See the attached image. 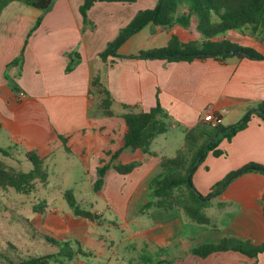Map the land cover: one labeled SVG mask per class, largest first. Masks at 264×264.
Instances as JSON below:
<instances>
[{
    "label": "crops",
    "instance_id": "0c3cea01",
    "mask_svg": "<svg viewBox=\"0 0 264 264\" xmlns=\"http://www.w3.org/2000/svg\"><path fill=\"white\" fill-rule=\"evenodd\" d=\"M157 2H97L87 12L86 25L79 13L83 0H54L46 12L8 4L0 15V142L17 146L24 158L26 152L34 151L48 168L59 155L63 163L73 162L71 170L79 167L86 176L91 194L86 205L100 216L101 225L75 217L70 209L58 212L51 207L56 198L43 199L46 211L34 217L42 223L45 233L41 234L79 244L86 256L68 264H156L162 260L166 261L162 264H264V252L256 258L234 251L199 258L190 252L224 238L264 243V175L260 173L239 176L211 200L205 209L209 225L189 222L177 209L141 212L149 180L159 173L163 158L175 157L183 147L185 130L204 122L207 114L218 116L224 126L236 123L264 102V60L132 58L140 51L167 46L173 36L182 43L201 42L194 15L187 27L148 23L125 40L114 56L102 61L99 53L120 30ZM186 11L180 6L178 13ZM222 38L264 55V42L251 30L229 31L212 40ZM74 52L77 56L71 62ZM96 76L111 96L113 117L99 113L100 95L92 86ZM157 102L168 116L169 129L154 139L152 154L122 150L113 165H139L126 175L109 170L102 189L93 192L101 160L108 161L123 146L121 116L130 110L149 111ZM219 147L224 154H208L192 175V184L202 195L248 163L264 166V121L253 115L244 130ZM76 184L65 190H72L76 201H84L79 195L84 187ZM60 199L62 206L63 195ZM218 203L224 205L218 207ZM129 221L132 228L127 226ZM94 226L97 232L116 228L128 233H90Z\"/></svg>",
    "mask_w": 264,
    "mask_h": 264
},
{
    "label": "trees",
    "instance_id": "16d2710c",
    "mask_svg": "<svg viewBox=\"0 0 264 264\" xmlns=\"http://www.w3.org/2000/svg\"><path fill=\"white\" fill-rule=\"evenodd\" d=\"M137 0H83L79 7V13L83 24H88L87 12L97 2L134 3ZM18 2L23 5L46 12L50 10L54 0H0V15L5 7ZM180 6H185L187 11L179 14ZM197 19V31L202 36L201 42L189 41L182 43L173 36L167 46L148 51H140L132 58L137 59H160L167 61H187L194 59L214 58L224 60L230 57L250 60H264V55L251 47H243L232 43L225 38L217 41L212 39L224 36L229 31H241L249 28L264 42V0H158L155 8L139 11L130 23L122 28L117 38L108 44L106 49L99 53V58L106 61L109 56H114L117 48L131 35L141 30L146 24L154 26L171 27L181 25L187 27L191 16ZM40 20L35 24L36 28ZM229 52H233L230 54ZM77 56L76 52L70 55ZM67 67L70 69L72 63ZM92 86L100 95L99 108L105 117H113L111 110L112 99L109 92L100 84L98 76L92 79ZM258 116L264 121V102H259L250 109L246 115L236 123L224 126L219 124L212 127L207 122L185 130L184 145L177 151L173 158H163L160 162V171L149 180L148 197L141 212L158 210L168 213L177 209L192 223L209 225L210 219L205 209L210 206L211 200L220 195L223 190L236 178L246 173H260L264 175V166L257 163H248L241 168L231 171L223 179L216 182L207 195L200 194L192 184V175L197 167L204 161L208 154L220 157L224 154L220 144L231 139L240 131L244 130L251 117ZM125 130L123 133V146L115 151L108 161L101 160V165L96 169V179L93 183V192H99L104 184V177L109 170H114L120 175L132 172L139 163L113 165L112 162L118 158L124 149L132 151L140 150L144 154H152L150 146L154 139L169 129L167 114L159 103L146 112L128 111L122 116ZM63 145L66 139L60 137ZM9 148V147H8ZM8 149L0 147V153L8 157ZM110 155V152H105ZM25 158L31 163L32 168L28 172H11L0 162V188L12 189L21 195H29L34 189V181L38 180L47 184L48 172L45 168L44 159L40 158L34 151L26 152ZM63 198L75 217H81L91 223L100 225V216L89 210L81 208L77 203L73 191L66 190ZM223 203H218L222 207ZM41 211L45 207L42 202ZM88 209V210H86ZM34 212L38 209L33 207ZM41 234V233H40ZM42 235L44 242L55 248L52 253L40 257H28L11 264H68L78 256H86L78 243L59 241L50 236ZM75 245V246H74ZM234 251L247 257L256 258L264 252V243L253 245L249 241H241L234 238H224L217 244H206L192 249V255L206 258L217 252ZM166 261H158L162 264Z\"/></svg>",
    "mask_w": 264,
    "mask_h": 264
},
{
    "label": "rangeland",
    "instance_id": "374dc122",
    "mask_svg": "<svg viewBox=\"0 0 264 264\" xmlns=\"http://www.w3.org/2000/svg\"><path fill=\"white\" fill-rule=\"evenodd\" d=\"M15 3L16 5H21L18 2ZM246 31L250 33L249 28ZM199 38L203 39L201 34ZM99 113L102 115L100 108ZM2 144L0 142V147L5 150L8 149L9 154L8 157H5L0 153V162L6 169L15 173H26L31 170V163L24 158L23 152L17 146L10 145L8 148ZM72 160L76 162V159ZM56 161L57 163L54 166H49V168L44 165L48 172L47 184L35 180V189L29 195H21L12 189L3 190L0 188V264H11V262H17L30 256L40 257L55 251V248L50 247L42 239L40 233L45 232L42 230L43 226L41 221H34L36 214L43 215L46 211V205L42 211L40 210L43 199L49 202L51 199L56 198L57 202L54 204L55 206L51 207L57 209L58 212L62 213L63 209L69 210L65 200H63V205H60V198L66 191V188H74L72 184L78 181V184H76L77 187H84L79 190V195L84 197V201L77 199V202L83 209L88 207L86 203L90 200L91 194L90 190L86 188L89 184L81 168L78 167L75 170L73 167L74 171L71 170L73 162L70 165L69 163H63V159L59 155L56 156ZM33 207H36L40 212H34ZM127 226L132 228L131 221L128 222ZM107 228L106 226L105 229ZM96 229L94 226L90 233H128L127 231L117 230L116 228L110 229L109 231L100 228L99 232ZM49 264H54V262H50ZM135 264H138V261Z\"/></svg>",
    "mask_w": 264,
    "mask_h": 264
},
{
    "label": "built area",
    "instance_id": "2783aa9c",
    "mask_svg": "<svg viewBox=\"0 0 264 264\" xmlns=\"http://www.w3.org/2000/svg\"><path fill=\"white\" fill-rule=\"evenodd\" d=\"M203 121L209 123L212 127L217 126L222 122L218 116L212 114L205 115Z\"/></svg>",
    "mask_w": 264,
    "mask_h": 264
},
{
    "label": "water",
    "instance_id": "95a60500",
    "mask_svg": "<svg viewBox=\"0 0 264 264\" xmlns=\"http://www.w3.org/2000/svg\"><path fill=\"white\" fill-rule=\"evenodd\" d=\"M230 54H232L233 52H229Z\"/></svg>",
    "mask_w": 264,
    "mask_h": 264
}]
</instances>
